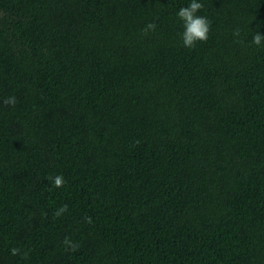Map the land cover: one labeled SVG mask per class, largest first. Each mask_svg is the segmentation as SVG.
<instances>
[{
	"label": "trees",
	"instance_id": "trees-1",
	"mask_svg": "<svg viewBox=\"0 0 264 264\" xmlns=\"http://www.w3.org/2000/svg\"><path fill=\"white\" fill-rule=\"evenodd\" d=\"M190 2L0 0V264H264V0Z\"/></svg>",
	"mask_w": 264,
	"mask_h": 264
},
{
	"label": "clouds",
	"instance_id": "clouds-1",
	"mask_svg": "<svg viewBox=\"0 0 264 264\" xmlns=\"http://www.w3.org/2000/svg\"><path fill=\"white\" fill-rule=\"evenodd\" d=\"M202 7V3L197 2V0H191L188 6L181 7L177 12L178 18L183 21L184 31L181 34V38L185 47L193 48L198 41H207L208 39L210 23L206 17L197 15ZM155 29L156 25L153 23H149L148 25H146L143 31L145 34H147L150 30L154 32ZM234 35H240L239 29L235 31ZM262 41H264V35L260 34L259 32H255V34L253 35L252 43L256 46H261ZM16 102L17 101L15 97H9L4 101L5 104H11L13 106L16 104ZM49 179L52 181L53 186L57 188L63 187L65 183L62 175L49 177ZM66 211L67 205H63L58 210H56L54 216L59 217ZM87 220L88 223H92L91 217H88ZM64 244L66 246V250H75V248L77 247L68 237H65ZM10 251L12 256L21 254V250L16 247L11 248ZM23 256L27 258L28 253L24 252Z\"/></svg>",
	"mask_w": 264,
	"mask_h": 264
}]
</instances>
